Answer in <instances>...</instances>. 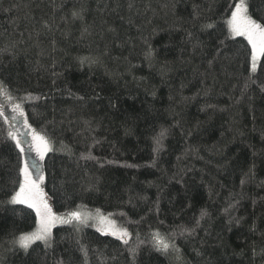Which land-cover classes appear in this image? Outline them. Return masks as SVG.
Here are the masks:
<instances>
[{"label":"trees","instance_id":"trees-1","mask_svg":"<svg viewBox=\"0 0 264 264\" xmlns=\"http://www.w3.org/2000/svg\"><path fill=\"white\" fill-rule=\"evenodd\" d=\"M235 3L0 0V82L55 145L53 210L99 211L132 233L125 245L63 225L51 247H14L37 218L7 203L24 159L0 116V264H264V57L253 73L251 46L230 36ZM248 5L264 22V0ZM156 232L179 253L156 252Z\"/></svg>","mask_w":264,"mask_h":264},{"label":"snow or ice","instance_id":"snow-or-ice-1","mask_svg":"<svg viewBox=\"0 0 264 264\" xmlns=\"http://www.w3.org/2000/svg\"><path fill=\"white\" fill-rule=\"evenodd\" d=\"M72 15L73 17H77L79 13L74 11ZM227 25L231 37H243L251 46V70L254 73L257 68L258 58L264 57V22H258L249 14L248 0H239V2L235 3L233 6L231 15L227 19ZM204 27H212V25L208 24ZM0 95H2L5 100L10 99L2 82H0ZM79 99H83V97H79ZM12 112L14 114L11 119L17 124L21 123V121L17 119V115L24 118L22 123L31 132L32 139L31 141L26 140L22 142L12 132H9V137L15 141L16 147L20 149L21 153H25V148L21 146L22 143H24L27 146L28 152H31L33 147H35L36 155L32 157L30 163L28 160H24L23 167L20 169V176L23 179L19 183L18 190L11 195L7 203L11 205L27 206V208L35 212L37 218L36 229L28 233H21L14 239V246L23 250L25 253H27L37 241L43 243L45 247H51L52 229L56 227L57 224L73 225L74 227L77 225L91 226L88 223L89 219H98V222L102 225L108 224L109 226L107 228L97 227L96 230L102 235H111L127 245L132 234L125 228H116L114 222L101 216L99 211H97L96 217H90L80 211H71L65 215H56L53 213L46 194L40 187V184L43 183L44 180L41 162L44 160L47 153L53 150L51 141L45 135L39 134L31 128V125L27 122L26 114L21 104L13 105ZM4 115V106L0 105V116ZM167 132V129H162L158 136L154 138V152L158 153L162 150V142L167 136ZM23 134L22 132L19 133V135ZM154 164L155 161H153V165ZM132 166L133 165H128V167ZM33 177H35V179ZM241 183H243V181H241ZM205 215H207L206 211H202L201 217L203 218ZM197 223H199V221H197ZM237 223H239V221H237ZM78 230L79 228H77V231ZM250 231H256L255 224L251 226ZM262 235H264V233H262ZM152 248L156 252L163 254L179 253V249L176 247L175 243L167 241L165 238L161 237L158 232L152 235ZM81 251L86 255V250L84 248H81ZM130 251L133 258L139 254L138 248L131 249ZM253 252L255 254L254 249ZM260 254L264 255V249L260 250ZM177 258L179 259L180 257L178 256ZM61 264H63V262H61Z\"/></svg>","mask_w":264,"mask_h":264},{"label":"rangeland","instance_id":"rangeland-1","mask_svg":"<svg viewBox=\"0 0 264 264\" xmlns=\"http://www.w3.org/2000/svg\"><path fill=\"white\" fill-rule=\"evenodd\" d=\"M239 2V0H237V3ZM260 60H261V57H259L258 58V62H257V67H258V64H259V62H260ZM257 69V68H256ZM16 104V103H15ZM13 102H11L9 99L8 100H5V98L2 96V95H0V105H3L4 106V110H5V118H6V120H7V123L9 124V126H10V128H11V131H12V133L14 134V135H16L17 136V138L19 139V140H21L22 142L23 141H31V139H32V135H31V132L28 130V128L26 127V126H24L23 125V117H19L18 115H17V119L18 120H20L21 121V123L20 124H17L15 121H12V119H11V117H12V115L14 114L13 112H12V106L13 105H15ZM26 118H27V116H26ZM27 122H28V124L29 125H31L30 123H29V121H28V119H27ZM31 128L32 129H34L37 133H39V134H42V133H40V132H38L32 125H31ZM24 133L23 135H19V133ZM44 135V134H43ZM22 147H24L25 148V153H23V159L24 160H28L29 161V163L31 162V159H32V157H34L35 155H36V152H35V147H33V149H32V151L31 152H28L27 151V146L24 144V143H22V145H21ZM51 147H52V149L53 150H55V145L53 144V142L51 141ZM52 150V151H53ZM51 152V151H50ZM50 152H48V153H50ZM47 153V154H48ZM47 156V155H46ZM46 156H45V158H46ZM45 158H44V160L41 162L42 163V171H43V165H44V161H45ZM43 177H44V180H45V175H44V171H43ZM34 179H35V177H33ZM23 179V178H22ZM44 180H43V183H41L40 184V187L42 188V190H43V192L46 194V192H45V190H44ZM46 197H47V199H48V203H49V206L52 208V205H51V202H50V200H49V198H48V196H47V194H46ZM25 206V205H24ZM52 211H53V213H55L56 215H65V214H58V213H56L54 210H53V208H52ZM76 211H80L81 213H83V214H87V215H89L90 217H96L97 216V211H90V210H83V209H80V210H76ZM99 214L101 215V216H103V217H106L109 221H111V222H114V226L116 227V228H125V227H123V226H121V225H119L117 222H116V220L114 219V218H112V217H110L109 215H105V214H102V213H100L99 212ZM88 223L91 225V227H93V228H95V229H97V227H104V228H107L109 225L108 224H100L99 222H98V219H89V221H88ZM64 224H57V226L56 227H54L53 229H52V233H53V231H54V229L55 228H57V227H59V226H63ZM80 226H83V225H80ZM36 227H37V224H36ZM36 229V228H35ZM34 229V230H35ZM125 229H127V228H125ZM33 230V231H34ZM130 233H131V231L129 230V229H127ZM132 234V233H131ZM108 236H111V235H108ZM113 237V236H112ZM132 237V236H131ZM131 239V238H130ZM129 239V240H130ZM37 242H39V241H37ZM36 242V243H37ZM35 244V243H34ZM14 245V244H13ZM15 247V246H14Z\"/></svg>","mask_w":264,"mask_h":264}]
</instances>
